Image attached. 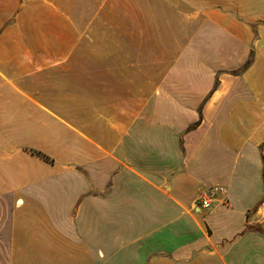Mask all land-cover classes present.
Segmentation results:
<instances>
[{"label":"crops","instance_id":"crops-1","mask_svg":"<svg viewBox=\"0 0 264 264\" xmlns=\"http://www.w3.org/2000/svg\"><path fill=\"white\" fill-rule=\"evenodd\" d=\"M0 264H264V0H0Z\"/></svg>","mask_w":264,"mask_h":264},{"label":"built area","instance_id":"built-area-1","mask_svg":"<svg viewBox=\"0 0 264 264\" xmlns=\"http://www.w3.org/2000/svg\"><path fill=\"white\" fill-rule=\"evenodd\" d=\"M227 202V191L224 187H211L199 194L194 210L196 213L206 216L214 210L218 203L226 205Z\"/></svg>","mask_w":264,"mask_h":264},{"label":"rangeland","instance_id":"rangeland-1","mask_svg":"<svg viewBox=\"0 0 264 264\" xmlns=\"http://www.w3.org/2000/svg\"><path fill=\"white\" fill-rule=\"evenodd\" d=\"M183 8H180V11H182ZM181 15V13H179V7H174V14H173V23L169 26L168 29L170 30H180V23L181 20H179V16ZM175 23V24H174ZM116 25V24H113ZM146 29L148 28V25L145 24ZM188 28V27H187ZM260 227H262L263 225H259Z\"/></svg>","mask_w":264,"mask_h":264}]
</instances>
